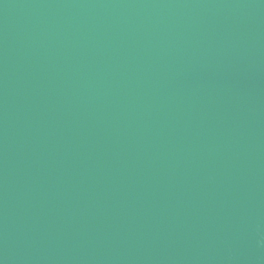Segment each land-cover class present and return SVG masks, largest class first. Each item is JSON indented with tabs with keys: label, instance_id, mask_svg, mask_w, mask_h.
Here are the masks:
<instances>
[{
	"label": "water",
	"instance_id": "95a60500",
	"mask_svg": "<svg viewBox=\"0 0 264 264\" xmlns=\"http://www.w3.org/2000/svg\"><path fill=\"white\" fill-rule=\"evenodd\" d=\"M0 264H264V0H0Z\"/></svg>",
	"mask_w": 264,
	"mask_h": 264
}]
</instances>
